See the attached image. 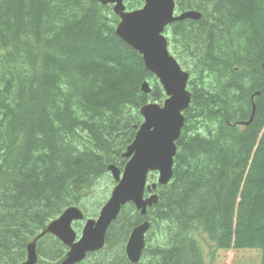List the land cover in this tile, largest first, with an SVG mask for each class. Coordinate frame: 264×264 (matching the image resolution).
I'll use <instances>...</instances> for the list:
<instances>
[{
  "label": "trees",
  "instance_id": "1",
  "mask_svg": "<svg viewBox=\"0 0 264 264\" xmlns=\"http://www.w3.org/2000/svg\"><path fill=\"white\" fill-rule=\"evenodd\" d=\"M174 1L177 13L201 17L165 30L189 74L173 177L145 216L124 206L104 248L80 264H129L128 234L144 220L139 264H205L196 226L214 245L210 264L253 254L264 264V0ZM123 3L133 11L144 0ZM117 24L112 7L96 0H0V264L22 263L29 242L68 207L96 218L114 184L108 167L123 169L143 122L140 108L165 99ZM256 91L253 120L240 128ZM242 98L245 109L234 108ZM48 244L50 261L64 258L66 247L50 235L37 252Z\"/></svg>",
  "mask_w": 264,
  "mask_h": 264
},
{
  "label": "water",
  "instance_id": "2",
  "mask_svg": "<svg viewBox=\"0 0 264 264\" xmlns=\"http://www.w3.org/2000/svg\"><path fill=\"white\" fill-rule=\"evenodd\" d=\"M96 1L113 5V13L119 18L115 34L140 54L145 69L158 80L166 98L162 106L149 103L140 109L144 121L123 154L126 165L122 171L113 165L108 167L116 185L98 217L86 220L78 237L72 224L81 222L83 214L76 207L67 208L27 245V259L23 264H36L35 243L47 233L68 249L59 264L80 263L88 253L104 247L107 230L123 206L132 203L144 216L147 208L157 202V195L145 197V191L151 193L157 185L164 186L172 178L175 142L183 127V112L189 106L190 93L186 90L189 76L170 55L164 30L173 22L199 20L201 15L196 11L175 15L174 0H144L142 8L130 12L125 10L123 0ZM141 90L149 93L148 83H143ZM152 172L158 174L157 182L147 184L148 174ZM149 227L150 223L144 221L132 229L125 247L130 264L139 263Z\"/></svg>",
  "mask_w": 264,
  "mask_h": 264
},
{
  "label": "bare ground",
  "instance_id": "3",
  "mask_svg": "<svg viewBox=\"0 0 264 264\" xmlns=\"http://www.w3.org/2000/svg\"><path fill=\"white\" fill-rule=\"evenodd\" d=\"M7 13V12H6ZM129 46V45H128ZM262 46V45H261ZM263 52V51H262ZM256 61V60H255ZM260 61V60H259ZM261 62H262V60H261ZM262 69H263V73H264V62H263V64H262ZM256 73V72H255ZM254 77H255V75H254ZM234 84H238V82L236 81V82H234ZM253 92V91H252ZM144 93V92H143ZM258 95H260V92L259 91H256L253 95H251V97H250V104H251V106H250V110L248 111L250 114L248 115V119L246 120V121H244V122H239V124H238V122L237 123H235V124H238V126L241 128V127H246V126H248L251 122H252V120H253V116H254V113H255V103H254V98L255 97H257ZM249 97V96H248ZM243 100H248L247 98L245 99V98H242L241 100H238V106L236 105V107L238 108H240V107H242L243 109H245L244 108V104H245V101H243ZM190 103V102H189ZM241 108V109H242ZM231 110H233V113H237V110H235V109H231ZM240 110V109H239ZM247 110H248V107H247ZM244 112V111H243ZM185 113V112H184ZM183 113V114H184ZM229 116V114L228 113H226V114H222V115H220V118H218V120H219V122L221 121V122H227V120H228V117ZM246 116V115H245ZM264 116V115H263ZM184 125V124H183ZM203 125V124H202ZM206 125V124H205ZM220 125V124H219ZM138 126H139V124H138ZM206 127H207V125H206ZM234 127H236V126H234ZM135 128V127H134ZM183 128V127H182ZM208 128V127H207ZM219 128V127H218ZM209 129V128H208ZM221 129V128H220ZM222 130V129H221ZM225 130V129H224ZM208 131V130H207ZM263 131V130H262ZM209 132V131H208ZM219 132V131H218ZM221 132V131H220ZM219 132V133H220ZM227 132V131H226ZM211 133V132H210ZM209 133V134H210ZM225 133V132H224ZM127 134V133H126ZM129 134H130V132H129ZM228 135H226V134H223L224 135V137H226V136H230V134L229 133H227ZM128 135V134H127ZM232 135V134H231ZM125 136V135H124ZM130 137H131V135H129ZM135 135H133V137H134ZM231 137V136H230ZM233 137V136H232ZM128 139V138H127ZM126 140V139H125ZM177 148V147H176ZM126 150V149H125ZM177 153V152H176ZM177 155V154H176ZM126 163H127V161H126ZM126 163H125V165H126ZM108 166V165H107ZM172 168H173V165H172ZM173 177V176H172ZM71 207H75V206H71ZM18 214H19V212H18ZM22 214V213H21ZM24 215V214H23ZM25 215H26V213H25ZM41 216V215H40ZM127 216V215H126ZM20 217V216H19ZM32 217V216H31ZM22 218V217H21ZM23 218H24V216H23ZM22 218V219H23ZM34 218V217H33ZM36 219V218H35ZM25 220V219H24ZM29 221H30V219H28ZM37 220V219H36ZM35 221V220H34ZM33 222V221H32ZM37 222V221H36ZM27 223V222H26ZM50 224V223H49ZM48 224V225H49ZM132 224V223H131ZM31 225V224H30ZM33 225V224H32ZM47 225V226H48ZM47 226H46V228H47ZM46 228H44V230H46ZM44 230H42L41 232H39L34 238H36V237H38ZM46 235H50V236H52L51 234H45V235H43L42 237H40L37 241H36V243H35V253H36V256H37V244H38V242H39V240H41L44 236H46ZM129 236H130V234H129ZM52 237H54V236H52ZM33 238V239H34ZM60 244H61V242L56 238V237H54ZM32 239V240H33ZM32 240H31V242H32ZM31 242H29V243H31ZM116 243V242H115ZM114 243V244H115ZM260 243V242H259ZM51 248V247H50ZM145 248H146V242H145V245H144V248H143V250H142V253H141V257H140V260L142 259V257H143V253H144V251H145ZM263 248V247H262ZM53 249V248H52ZM51 250V249H50ZM50 250H48V251H46L44 254H42V257H46L47 259H48V257H47V255L48 256H52L53 255V253H51V251ZM185 251V250H184ZM191 252V250H188L187 251V253L188 252ZM55 252V251H54ZM189 252V253H190ZM56 253V252H55ZM55 253H54V255H55ZM185 253V252H184ZM192 254V253H191ZM193 255V254H192ZM188 256H189V254H188ZM190 258V257H189ZM26 259H27V247H26V254H25V260L22 262V263H20V264H23L25 261H26ZM186 259V258H185ZM194 259H196V258H194ZM193 259V260H194ZM63 259H61V260H59L57 263H55V264H59L61 261H62ZM187 262V261H186ZM189 263V262H188ZM194 264H195V262H194Z\"/></svg>",
  "mask_w": 264,
  "mask_h": 264
},
{
  "label": "rangeland",
  "instance_id": "4",
  "mask_svg": "<svg viewBox=\"0 0 264 264\" xmlns=\"http://www.w3.org/2000/svg\"><path fill=\"white\" fill-rule=\"evenodd\" d=\"M234 108H236L235 105H234ZM104 180H105V178H104ZM101 183H105V182H101ZM107 183L110 185L109 181ZM113 186H114V184H113ZM102 187H104L103 184H102ZM112 187H111V189H112ZM194 234H195V237L197 238L198 242L201 245L202 252H203V255H204L203 256V261L205 262V264H210V262H211L210 256H211V254L214 251V245L209 243V241H207L204 238V236L202 235V228L200 226H196V228L194 229ZM128 237H129V234H128ZM48 245H49V248H48V246H44L43 248H41L42 249L41 250L42 254H44L46 251L50 250V247H51V249L53 248L50 244H48ZM146 246H147V244H146ZM256 256H257L256 254H253V256L247 257V259H242V258L238 259V258H236V259H234L232 264H257ZM47 257H48L49 263H57L59 261V259L56 262H54L52 260L50 261L49 260L50 256L47 255ZM218 263H219V257H216L213 264H218Z\"/></svg>",
  "mask_w": 264,
  "mask_h": 264
},
{
  "label": "flooded vegetation",
  "instance_id": "5",
  "mask_svg": "<svg viewBox=\"0 0 264 264\" xmlns=\"http://www.w3.org/2000/svg\"><path fill=\"white\" fill-rule=\"evenodd\" d=\"M37 261H38L37 264H55V263H49L48 259L46 257H42V255H40L38 252H37Z\"/></svg>",
  "mask_w": 264,
  "mask_h": 264
}]
</instances>
